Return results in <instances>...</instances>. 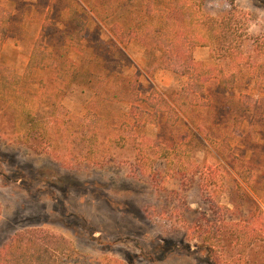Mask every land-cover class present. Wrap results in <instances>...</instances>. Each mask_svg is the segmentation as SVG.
Wrapping results in <instances>:
<instances>
[{"label": "rangeland", "instance_id": "obj_1", "mask_svg": "<svg viewBox=\"0 0 264 264\" xmlns=\"http://www.w3.org/2000/svg\"><path fill=\"white\" fill-rule=\"evenodd\" d=\"M87 1L76 0L88 40L80 53L68 48L58 21L66 0H0L10 15L0 50L3 65L22 74L40 36L47 51L55 57L67 51L79 70L77 83L61 100L60 153L35 152L17 141L11 135L13 112L0 102V246L16 233L38 229L70 242L72 249L59 264H264L263 221L249 222L247 205L239 201L243 211H227L235 184L256 197L199 136L173 152L168 166L154 159L153 147L166 142V132L155 126L137 129L126 117L129 105L116 104L108 121H127L124 130L112 127L100 135L105 143L99 163L79 158L86 133L82 125L88 111L97 109L95 91L103 83L127 81L141 97L157 93L168 101L182 85L170 72L153 69L137 44L122 48ZM204 12L225 17L227 46L241 64L218 59L226 75L236 74L238 86L228 91L210 82L207 103L192 126L209 123L218 136L228 134L235 155L264 168V93L254 87L264 83V0H234L231 7L225 0H205ZM209 55L206 47L192 50L194 62ZM46 79V72L33 70L29 91L38 93V82ZM109 137L114 140L106 143ZM120 137L121 146L115 143ZM66 144H74V153ZM180 165L184 170L178 172ZM204 241H212L211 252Z\"/></svg>", "mask_w": 264, "mask_h": 264}, {"label": "trees", "instance_id": "obj_2", "mask_svg": "<svg viewBox=\"0 0 264 264\" xmlns=\"http://www.w3.org/2000/svg\"><path fill=\"white\" fill-rule=\"evenodd\" d=\"M225 1L233 6L234 0ZM204 3L205 0L86 2V7L96 18L109 23V33L122 48L130 43L137 44L147 55L153 69L170 72L177 80H182V85L168 101L157 93L141 97L127 81L103 83L95 91L99 105L97 109L88 111L82 125L87 134L82 141L84 144H79V158L99 163L105 143L100 135L105 137L112 127L124 130L122 124H127V121L117 122L114 118L108 121L110 114L107 113H111L114 105L126 103L129 105L126 117L137 129L155 126L166 132V142L156 141L153 147L156 149L154 159H164L168 166L174 163L172 153H178L185 144H192L195 136L207 141L220 154L221 162L256 197V200L252 199L235 184L231 194L236 200H232V208H227V211L239 213L244 210V203L247 205V220L264 223V210L261 208H264V168L235 155L228 143V134L218 136L215 130L209 128V123L205 124L206 127L203 124L192 126L196 123L199 109L207 103L203 98L210 82L228 91L238 86L236 74L226 75L218 64V59L235 64L239 58L236 51L227 46L230 31L225 17L215 18L206 14ZM58 21L65 28L68 48L82 53L88 43L86 18L76 0H66L59 11ZM9 26L10 15L0 7V50ZM195 47L210 50L206 61H193L192 50ZM240 64L236 62L235 65ZM33 70L44 71L49 76L48 80L38 82L39 92L36 94L28 89ZM257 70L254 68V73ZM78 78V67L67 57V51L55 57L44 48L40 36L32 43L22 74H17L0 61V102L8 105L13 112L11 135L35 152L60 153L63 144H58V140L64 139V122L59 115L61 100ZM254 87L264 93V83L256 82ZM116 123L119 127L115 126ZM122 139L118 138L115 143L119 145L118 141ZM111 140L114 139L107 138L106 143ZM66 145L68 151L74 153V144ZM183 170L181 165L177 168L178 172ZM237 201L242 204H236ZM211 243L207 245L203 242L210 252L213 248ZM71 249L70 242L64 237L34 229L16 233L0 246V264H59L60 258Z\"/></svg>", "mask_w": 264, "mask_h": 264}]
</instances>
